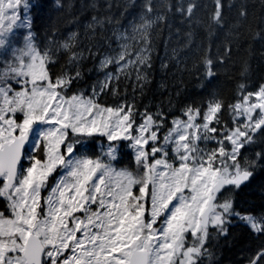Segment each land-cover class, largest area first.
<instances>
[{
	"label": "snow or ice",
	"instance_id": "obj_1",
	"mask_svg": "<svg viewBox=\"0 0 264 264\" xmlns=\"http://www.w3.org/2000/svg\"><path fill=\"white\" fill-rule=\"evenodd\" d=\"M214 3L220 25L222 0ZM35 7L0 0V264H205L233 218L264 236V211H237L234 199L264 177V150L245 155L264 135V84L242 83L231 103L212 94L179 115L141 110L119 83L134 77L142 89L148 79L150 29L164 19L150 18L151 0L130 32L114 33L118 47L99 58L103 78L88 89L78 87L77 34L37 43ZM178 11L191 16L193 5ZM110 22L93 16L88 27ZM203 63L210 80L213 61ZM96 140L99 154L89 151ZM125 148L135 170L117 167ZM248 264H264V247Z\"/></svg>",
	"mask_w": 264,
	"mask_h": 264
},
{
	"label": "trees",
	"instance_id": "obj_2",
	"mask_svg": "<svg viewBox=\"0 0 264 264\" xmlns=\"http://www.w3.org/2000/svg\"><path fill=\"white\" fill-rule=\"evenodd\" d=\"M148 0H31L38 5L30 12L32 29L37 43L50 39L60 42L75 32L80 48L84 51V73L78 87L88 89L102 73L97 71L99 58L118 47L114 33L131 31L139 23ZM153 11L150 18L164 16L153 24L151 32V69L143 87L134 77L121 78V96H127L143 110L157 108L179 115L188 104L202 105L215 94L226 104L231 103L240 84L255 89L264 84V0H222V23L216 25L211 16L215 11L214 0H151ZM193 5L191 16L186 11ZM241 8L247 13L241 17ZM108 18L111 22L95 31L88 25L92 17ZM17 38H20L17 36ZM20 43V42H19ZM110 46V47H109ZM91 49L94 54L89 57ZM99 53V56L95 55ZM10 55V54H9ZM212 59L215 73L205 75L204 59ZM66 58L59 59L64 65ZM114 70V69H113ZM111 95L105 103H113ZM224 120L229 119L227 111ZM91 143V142H90ZM89 151L100 153L101 141L94 142ZM264 150V135L257 134L256 142L245 153L254 157ZM117 167L135 170L136 165L130 149H123L121 163ZM237 211H264V177L255 180L234 194ZM264 244V236L253 233L242 221L233 218L228 225L227 236H214L210 242L211 261L205 264H248L256 252L253 241Z\"/></svg>",
	"mask_w": 264,
	"mask_h": 264
},
{
	"label": "rangeland",
	"instance_id": "obj_3",
	"mask_svg": "<svg viewBox=\"0 0 264 264\" xmlns=\"http://www.w3.org/2000/svg\"><path fill=\"white\" fill-rule=\"evenodd\" d=\"M17 36L20 37V38H17V40L20 42V44H22V42H23V36L20 35L19 33L17 34ZM253 243H254V245H256V246H255V250H256V251H257L258 249H260L261 247H264V244L258 242V241L256 240V238L254 239Z\"/></svg>",
	"mask_w": 264,
	"mask_h": 264
}]
</instances>
